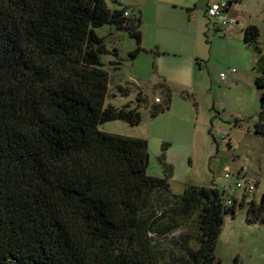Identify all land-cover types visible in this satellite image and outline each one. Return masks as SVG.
I'll return each instance as SVG.
<instances>
[{
	"label": "trees",
	"instance_id": "16d2710c",
	"mask_svg": "<svg viewBox=\"0 0 264 264\" xmlns=\"http://www.w3.org/2000/svg\"><path fill=\"white\" fill-rule=\"evenodd\" d=\"M142 23L140 11L111 10L106 0H0V264H221L218 243L237 200L227 207L219 188L198 185L175 194L164 161L162 176L148 175L146 139L100 130L140 126L149 99L106 105L112 78L102 56L111 52L98 29L126 31L136 59ZM259 37L256 26L245 29L260 53ZM259 59L254 131L264 138ZM157 85L169 108V85ZM161 111L152 107L151 117ZM241 205L264 224V195Z\"/></svg>",
	"mask_w": 264,
	"mask_h": 264
},
{
	"label": "rangeland",
	"instance_id": "374dc122",
	"mask_svg": "<svg viewBox=\"0 0 264 264\" xmlns=\"http://www.w3.org/2000/svg\"><path fill=\"white\" fill-rule=\"evenodd\" d=\"M221 1L106 0L111 10L141 12L145 49L132 59L137 43L126 31L114 26L98 29L111 52L102 56L112 78L106 105L130 104L126 96H137L141 90L149 107L157 105L156 98H165L157 85L162 81L171 89L172 104L156 118L151 108H141L138 127L111 121L100 130L146 139L148 175L162 176L164 161L172 168L175 194L192 185L221 190L229 186L227 173L243 169L246 177L240 181L249 180L255 191L245 196L237 191L236 215L225 218L217 255L221 264H264V224L249 221L248 205H241L242 200L260 203L264 195V138L254 131L262 103L255 82L259 58L264 56V0H230L229 20H211L208 3ZM224 20L230 24L226 28ZM250 25L259 29L260 53L245 43ZM113 61L121 64L119 69L112 68ZM222 73H228L226 81ZM119 86L129 92L121 93ZM231 186L235 189V182Z\"/></svg>",
	"mask_w": 264,
	"mask_h": 264
},
{
	"label": "built area",
	"instance_id": "2783aa9c",
	"mask_svg": "<svg viewBox=\"0 0 264 264\" xmlns=\"http://www.w3.org/2000/svg\"><path fill=\"white\" fill-rule=\"evenodd\" d=\"M230 7L229 3L221 2L214 5H210L208 7V14L211 18L221 17L223 13L228 10ZM126 16H129V12L126 13ZM228 21L223 22V26L226 27L228 25ZM228 73H222L221 79L222 81L227 80ZM162 101L160 98H156V103H161ZM241 177H246L245 171L242 169L241 171H230L226 174L225 179L229 182V186H225L221 189L223 194V201L225 206L232 207L235 204V200L237 199V191H240L243 196L245 194H252L255 191V187L250 184L249 180L245 179V184H243L240 179ZM235 182L236 187L235 189L231 186V184Z\"/></svg>",
	"mask_w": 264,
	"mask_h": 264
},
{
	"label": "crops",
	"instance_id": "0c3cea01",
	"mask_svg": "<svg viewBox=\"0 0 264 264\" xmlns=\"http://www.w3.org/2000/svg\"><path fill=\"white\" fill-rule=\"evenodd\" d=\"M221 2H229V3H231V1L230 0H224V1H221ZM221 2H219V3H221ZM209 5H208V7L210 6V5H214V3L213 4H210V3H208ZM208 7H207V11H208ZM206 11V12H207ZM231 13H232V7H230V10H229V12L227 13V14H224V15H222V19H225V18H227V20H229V18H230V16H231ZM207 14V16H208V13H206ZM209 18H210V16H208ZM211 19V18H210ZM217 19V18H216ZM211 20H213V19H211ZM224 22V21H223ZM230 25V24H229ZM229 25H227V27L229 26ZM217 28H219L218 26H217ZM220 31V30H219ZM218 32V31H217ZM135 87V86H134ZM142 91V90H141ZM141 91L138 93V94H141L142 95V93H141ZM145 93H147L146 91H145ZM138 94H137V96H136V93L135 94H132V93H129L128 94V96H126V98L129 100V102L130 103H132V106L133 107H136V104H135V102H137V97H138ZM158 98H160V97H158ZM142 99H144V98H142ZM161 99V98H160ZM142 101V100H141ZM161 101H163V103L161 102V103H159V104H157V105H154V106H151V107H149V108H152V107H158V108H161L162 107V113H164L165 111H169L170 110V106H171V104H172V102H171V104L169 105V108H167L166 107V105H165V101H164V98H163V100L161 99ZM161 104V105H160ZM142 107H143V105H142ZM162 113H159V115L160 114H162ZM150 114H151V109H150ZM158 115V116H159ZM157 117V116H156ZM155 117V118H156Z\"/></svg>",
	"mask_w": 264,
	"mask_h": 264
},
{
	"label": "clouds",
	"instance_id": "9594fccd",
	"mask_svg": "<svg viewBox=\"0 0 264 264\" xmlns=\"http://www.w3.org/2000/svg\"><path fill=\"white\" fill-rule=\"evenodd\" d=\"M231 7V6H230ZM230 7H229V9L228 10H230ZM227 11V10H226ZM207 13H208V11H207ZM225 13V12H224ZM224 13H223V15H224ZM208 16H209V14H208ZM222 17V16H221ZM211 18V17H210ZM211 19H216V18H211ZM225 21V20H224ZM229 25V24H228ZM224 27V26H223ZM227 27V26H226ZM225 27V28H226ZM161 100V99H160ZM157 104H159V103H157ZM237 200V199H236Z\"/></svg>",
	"mask_w": 264,
	"mask_h": 264
}]
</instances>
